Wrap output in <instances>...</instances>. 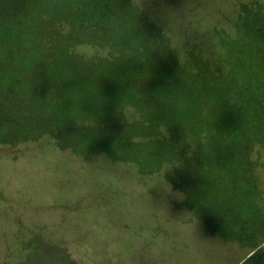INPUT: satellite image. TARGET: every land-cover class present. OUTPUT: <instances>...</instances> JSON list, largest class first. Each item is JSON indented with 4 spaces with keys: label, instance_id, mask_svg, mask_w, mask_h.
<instances>
[{
    "label": "rangeland",
    "instance_id": "1",
    "mask_svg": "<svg viewBox=\"0 0 264 264\" xmlns=\"http://www.w3.org/2000/svg\"><path fill=\"white\" fill-rule=\"evenodd\" d=\"M71 1L0 0V264H264V244L250 253L264 239V225L256 233L264 160L253 155L246 182L251 190L258 181L259 212L242 230L222 180L216 190L204 178L199 191L183 193L195 148L178 140L206 135L203 82L153 65L160 81L147 84L143 51L131 77L113 78L109 63L81 72L79 54L95 59L93 49L77 43L78 32L70 46L48 31ZM132 1L164 26L179 60L199 27L220 22L232 33L237 2L259 3L255 18L264 17V0ZM83 5L104 9L107 1Z\"/></svg>",
    "mask_w": 264,
    "mask_h": 264
},
{
    "label": "trees",
    "instance_id": "2",
    "mask_svg": "<svg viewBox=\"0 0 264 264\" xmlns=\"http://www.w3.org/2000/svg\"><path fill=\"white\" fill-rule=\"evenodd\" d=\"M86 1L68 2L64 17L52 19L48 31L65 34V43L70 46L72 37L80 33L77 43L91 47L96 54L95 59L79 54L81 72L91 76L109 63L113 78H120L126 70L131 77L133 71L137 72L138 55L143 51L142 78L147 84L160 81L149 71L148 67L153 65L159 66L162 74L163 70L173 71L178 78L203 82L201 94L207 98L210 111L207 119H202L201 126L207 132L205 136L195 134L187 140L184 135L179 136L178 141L183 146L187 141L195 149L189 153L192 170L187 171L190 178L177 187L183 193L199 191L207 183L204 178H210L213 183H208V187L216 190L222 180L231 203H236L241 213L236 221L241 230L243 223H254L251 213L259 212L255 202L261 193L258 181L253 183V192L247 186L252 183L249 175L253 173L249 172L255 168L253 155L264 160V17L255 18L261 13V5L237 2L233 10L236 17L229 27L232 33L223 32L218 22L212 29L199 27L197 30L201 33L186 35L190 48L179 60L164 26L153 24L145 9H140L132 0H106L104 9H87L83 5ZM130 13L132 16L126 20L125 15ZM224 20L227 24L226 17ZM148 27L150 32H146ZM151 90L147 88L145 95ZM137 104L134 101L131 107ZM135 124L136 121L132 123ZM257 146L263 149L260 156V153L256 155ZM223 160L230 163H225L228 166H223L221 176H217L214 168ZM236 162H239L237 167ZM261 171L258 166L257 172ZM238 189L241 196L235 195ZM258 225H264V217L259 218L257 226L253 225L256 233ZM254 232L248 231L249 234ZM261 243L264 244V239L251 246L252 255Z\"/></svg>",
    "mask_w": 264,
    "mask_h": 264
}]
</instances>
